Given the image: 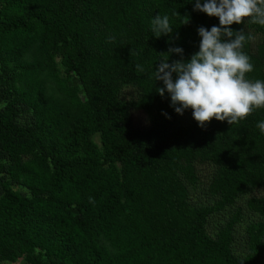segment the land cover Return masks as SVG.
<instances>
[{
	"label": "trees",
	"instance_id": "16d2710c",
	"mask_svg": "<svg viewBox=\"0 0 264 264\" xmlns=\"http://www.w3.org/2000/svg\"><path fill=\"white\" fill-rule=\"evenodd\" d=\"M194 3L0 0V262L261 264L264 197L244 202L257 218L244 229L243 256L234 250L242 206L213 234L207 225L264 188V108L201 128L191 109L176 113L156 91L169 48L183 49L169 63L188 60L198 28L219 25ZM157 14L169 16L170 35L152 33ZM231 27L264 36L248 19ZM252 42L246 78L264 81V40ZM124 84L138 89L135 100L120 99ZM131 108L146 112V129L134 127ZM196 162L215 168L212 202L194 198Z\"/></svg>",
	"mask_w": 264,
	"mask_h": 264
},
{
	"label": "clouds",
	"instance_id": "9594fccd",
	"mask_svg": "<svg viewBox=\"0 0 264 264\" xmlns=\"http://www.w3.org/2000/svg\"><path fill=\"white\" fill-rule=\"evenodd\" d=\"M193 10L218 17L219 25L210 30L198 28L199 50L188 60L181 58L169 63L172 53L183 57L181 47L169 48L168 56L155 67V81L163 82V87H157L156 91L161 97L165 92L170 95L176 113L183 115L185 109H191L201 128L213 118L238 124L255 109L264 108V81L246 78L254 66L243 47L254 37L246 35L243 29H232L231 25L248 19L264 26V0H195ZM187 22L186 17L183 23ZM151 31L157 38L170 35L173 26L169 16L155 15ZM137 71L142 72L143 68L137 65ZM256 127L264 133V121H259Z\"/></svg>",
	"mask_w": 264,
	"mask_h": 264
},
{
	"label": "rangeland",
	"instance_id": "374dc122",
	"mask_svg": "<svg viewBox=\"0 0 264 264\" xmlns=\"http://www.w3.org/2000/svg\"><path fill=\"white\" fill-rule=\"evenodd\" d=\"M262 40H264V36L256 35L254 36L252 45L255 47L258 43H260ZM138 89L133 86L132 84H124L119 92V97L122 100H125L127 102H130L132 100H135L137 97ZM130 115L132 118V123L134 127L138 129H146L149 126V117L143 110L131 108L130 109ZM93 140L100 144L99 141V135L96 134L93 137ZM195 169L199 176V184H198V190L197 193H195L194 198L201 200L202 202H212L213 199L209 197L207 191H208V185L210 184V181L213 176L214 167L209 162H196L195 163ZM264 197V188H259L254 190L249 195L243 196L241 198H238L236 202L231 205L230 207H227L225 210L220 211L219 213L213 214V216L210 218L209 223L207 225V231L210 234H213L217 227L231 214L232 210L236 206H242V220L240 223H238L235 227V241H234V250L237 254L243 256L245 253V238H244V232L246 225L253 219H256L257 216L250 213L246 207L244 206V202L248 197ZM22 260L19 259L18 262H21ZM16 263H9V262H0V264H18ZM261 264H264V257L262 258Z\"/></svg>",
	"mask_w": 264,
	"mask_h": 264
}]
</instances>
